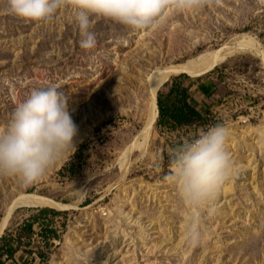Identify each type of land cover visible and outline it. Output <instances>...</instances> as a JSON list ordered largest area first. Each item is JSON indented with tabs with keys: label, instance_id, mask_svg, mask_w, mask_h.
Wrapping results in <instances>:
<instances>
[{
	"label": "rangeland",
	"instance_id": "374dc122",
	"mask_svg": "<svg viewBox=\"0 0 264 264\" xmlns=\"http://www.w3.org/2000/svg\"><path fill=\"white\" fill-rule=\"evenodd\" d=\"M74 15L65 8L50 22L38 24L12 14L8 0H0V125L33 89L56 85L68 97L78 128L74 154L40 181L22 186L0 177V226L16 201L35 195L66 207H45L62 213L47 219L58 234H48L53 237L48 264H264L261 56L240 51L226 55L225 63L205 76L175 75L190 87L205 124L176 131L160 125L144 151H133L122 161L147 120L154 72L215 53L242 35L264 50V0H211L198 11L170 8L166 22L148 31L95 19L91 31L97 46L90 51L80 47ZM245 28L249 31L241 32ZM210 82L222 89V96L195 93L201 83ZM157 113L156 106L154 122ZM217 124L230 130L227 149L239 167L211 206L190 209L169 179L172 153ZM72 161L74 172L64 170ZM81 190L87 194L78 195ZM33 208L38 207L15 210L2 236L21 233L19 226L39 213ZM193 215L202 234L197 244L186 235ZM43 220L31 245L20 247L15 259L32 261L38 246L45 247ZM3 261L10 264L12 259L5 256Z\"/></svg>",
	"mask_w": 264,
	"mask_h": 264
},
{
	"label": "clouds",
	"instance_id": "9594fccd",
	"mask_svg": "<svg viewBox=\"0 0 264 264\" xmlns=\"http://www.w3.org/2000/svg\"><path fill=\"white\" fill-rule=\"evenodd\" d=\"M211 0H8L9 11L35 23L50 22L59 10L72 8L80 47L96 48L91 31L103 18L133 31H148L166 22L167 10L198 11ZM78 128L69 111L68 97L56 85L33 89L10 119L0 125V177L16 179L22 186L40 181L50 169L71 157ZM230 130L217 124L185 140L172 153V174L182 203L190 209L211 206L239 165L227 149ZM84 196L87 190L76 191ZM186 235L191 243L201 239L199 220L190 217ZM84 260V257H81ZM88 264V260H84Z\"/></svg>",
	"mask_w": 264,
	"mask_h": 264
},
{
	"label": "trees",
	"instance_id": "16d2710c",
	"mask_svg": "<svg viewBox=\"0 0 264 264\" xmlns=\"http://www.w3.org/2000/svg\"><path fill=\"white\" fill-rule=\"evenodd\" d=\"M248 31L249 28L241 30V32ZM232 34L233 33H230L229 35ZM181 78H177L165 84L158 92V107L161 116V125L163 128L172 131L200 127L205 124L203 111L199 109V105L193 100L190 87L184 86L183 82L180 81ZM187 78H189V76H184V79ZM221 92L222 89L217 84L210 82L201 83L195 93L198 95L200 93L206 98H212L215 96H222ZM76 165L77 164L72 161L70 166L66 167L64 170H71L74 172ZM33 209L38 210L39 213L32 215L19 226L18 229H20L21 233L17 234L15 237L8 234V236L4 237L0 242V264H5L3 261L5 256L7 260L12 259L10 264H33L34 260L36 264L49 263L51 257L50 251H48L50 248L49 244L51 238H58V234L55 229L52 230L50 228V223L47 219L59 216L62 213L40 208ZM44 217L46 218L44 219ZM41 220H43L44 226L40 233L45 235L44 243H46V245L44 248L38 246L40 248L37 251V257L32 261L23 260V262H20L15 259V255L20 250V247L24 245L29 247L31 245L35 236V227ZM49 233L54 234L53 237L52 235H48Z\"/></svg>",
	"mask_w": 264,
	"mask_h": 264
},
{
	"label": "bare ground",
	"instance_id": "6f19581e",
	"mask_svg": "<svg viewBox=\"0 0 264 264\" xmlns=\"http://www.w3.org/2000/svg\"><path fill=\"white\" fill-rule=\"evenodd\" d=\"M256 40L249 35H242L236 37L232 42L225 44L223 47L219 48L217 51L211 53H205L198 56L195 59L189 60L182 65H176L169 68H159L157 69L151 77V91L154 96V100L149 105L148 116L152 121L156 117V96L160 84L168 78H171L179 73H187L191 77L205 76L212 73L218 65L225 63L224 57L240 51H249L261 56L264 59V50L257 47ZM158 115V113H157ZM158 117V116H157ZM157 122V121H156ZM149 124H153L151 121ZM151 137V132L147 128L145 131L135 139L124 152L122 161L129 159L130 153L136 150L144 151L148 146ZM20 207H38V208H55L58 210L66 209L64 205L56 203L54 201L48 200L46 198L29 195L23 196L18 201H16L10 210L11 212L17 210ZM68 209V208H67ZM9 216L2 222L0 226V237L2 236L6 226L8 225Z\"/></svg>",
	"mask_w": 264,
	"mask_h": 264
},
{
	"label": "water",
	"instance_id": "95a60500",
	"mask_svg": "<svg viewBox=\"0 0 264 264\" xmlns=\"http://www.w3.org/2000/svg\"><path fill=\"white\" fill-rule=\"evenodd\" d=\"M179 76H174V77H171V78H168L166 79L165 81H163L161 84H160V87L158 88V91H157V96H156V106H157V111H158V119L156 120L157 122H154L152 121V119H150V117L148 116L147 117V120L145 121V124L143 126V130L142 131H145L147 128L150 130V132H153V130H156L158 131V127L161 125V116H160V112H159V107H158V92L160 91V89L167 83H170L172 81H174L175 79H177ZM150 121L153 123V124H149ZM145 159H147V157L141 159L140 161H138V163H136V165H139L142 161H144ZM116 181V180H115ZM115 183V182H114ZM42 209H46V210H52V209H48V208H42ZM14 213L11 212V215L9 216V223H10V220H11V217H12V214ZM6 234V233H5ZM5 234L0 238V242L2 241V239L4 238Z\"/></svg>",
	"mask_w": 264,
	"mask_h": 264
},
{
	"label": "built area",
	"instance_id": "2783aa9c",
	"mask_svg": "<svg viewBox=\"0 0 264 264\" xmlns=\"http://www.w3.org/2000/svg\"><path fill=\"white\" fill-rule=\"evenodd\" d=\"M263 113H264V112H262V111H261V112L258 114V117H261V114H263ZM251 118H252V117H251V116H249V118H248V119H249V121L251 120Z\"/></svg>",
	"mask_w": 264,
	"mask_h": 264
}]
</instances>
